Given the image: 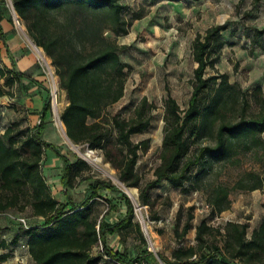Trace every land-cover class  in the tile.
Segmentation results:
<instances>
[{
  "label": "trees",
  "instance_id": "trees-1",
  "mask_svg": "<svg viewBox=\"0 0 264 264\" xmlns=\"http://www.w3.org/2000/svg\"><path fill=\"white\" fill-rule=\"evenodd\" d=\"M156 2L159 0H151ZM258 3L260 0H254ZM18 19L24 23L27 35L37 48L51 60L61 90L65 91L67 106L60 120L68 139L75 145L86 144L88 149H99L118 172V180L127 188H139L136 171L139 152H146L148 141L133 143L131 137L147 132L151 127V114L155 106L142 98L131 118L113 116L109 128L102 124L104 111L117 103L124 94L128 65L120 59L116 37L127 35L131 22L139 19L133 14L126 19V6L122 0H12ZM226 26H214L192 42L191 56L196 65L193 70L192 92L187 107L181 110L176 100L168 95L163 107V138L159 164L153 171L154 181L139 188V202L148 206L149 191L160 182L173 188H183L191 181H199L211 162L229 159L242 145L261 146L264 134V95L260 88L252 92L256 113L247 116L250 108L247 93L228 82L225 74L205 76L214 70L226 45L222 33ZM110 33L112 37L105 34ZM255 39L264 32L255 30ZM24 76L14 70L0 68V98L11 96V88ZM41 123L34 128H21L11 123L0 134V214L19 216L30 211L31 219H40L38 226L25 228L10 240L0 239V263L7 261L21 243L28 249L33 264H98L108 259L116 264H143L154 259L144 249L133 259L113 251L106 242L107 235L121 234L135 227L141 242H147L139 223H134V206L128 197L110 182L82 177L76 170L87 168L84 161L74 163L63 156L57 146L42 139L43 121L50 111V95L46 90ZM241 107L239 116L230 114ZM230 113V114H229ZM91 120V122H88ZM111 132H115L117 153L110 148ZM189 138H209L210 145H199L190 155ZM50 150L63 164L60 184L64 201L52 196L43 176L41 163ZM195 171V172H194ZM81 177L75 182L76 177ZM251 177V176H250ZM250 184L239 188L264 191V180L251 177ZM88 182L82 201L73 202L69 189ZM99 191L118 192L126 207L124 218L115 223L98 221L93 215V203L102 199ZM228 190L220 188L212 197V213L228 209ZM104 200V199H103ZM264 206V205H262ZM189 220L175 236L181 241L191 229ZM247 224L229 222L223 228L218 244L214 230L202 221L195 228V244L178 246L166 258L157 257L164 264H264V218L247 235ZM101 244L102 251L93 256L92 250Z\"/></svg>",
  "mask_w": 264,
  "mask_h": 264
},
{
  "label": "rangeland",
  "instance_id": "rangeland-1",
  "mask_svg": "<svg viewBox=\"0 0 264 264\" xmlns=\"http://www.w3.org/2000/svg\"><path fill=\"white\" fill-rule=\"evenodd\" d=\"M122 4L127 8L124 12L126 19L133 14L139 16V19L131 22L127 35L115 38L117 45L122 48L119 52L120 59L128 65V75L123 97L104 111L100 121L108 129V121L113 116L125 120L131 118L134 108L142 98H146L155 106L151 114L150 129L131 137L133 143L145 140L149 143L146 152H139L136 166L140 178L139 188H143L145 184L154 181L153 171L159 164L165 98L168 95L172 96L181 110L187 107L192 92L193 70L196 67L192 61L191 46L197 35H204L210 27L226 26V31L222 33L226 45L221 51L220 60L214 70H206L205 76L216 73L227 75L230 84H235L239 90L250 96V108L246 115L256 113L257 106L251 94L256 88H260L264 95V35L257 40L254 31L264 32V0L258 3L254 0H159L156 2L122 0ZM14 17L19 25L15 23ZM0 25L10 39L9 45L3 47L2 34H0V61L1 58L6 57V49L15 53L16 48H21L34 60L35 68L41 77L40 85L49 92L48 118L53 126L49 125L46 128L45 135L49 139L48 142L57 146L60 153L70 162L74 163L80 159L86 163L87 168L76 170L80 176L110 182L119 191L126 193L134 206L133 222L144 227L143 236L147 244L141 242L136 228L131 227L121 234L107 235L106 242L109 248L126 254L128 259L135 258L140 251L147 249L153 253L154 259L149 258L143 264H164L157 254L170 258L178 246L194 245L195 228L202 221L213 228L218 244H221L222 239L216 231L223 234V228L229 222L247 224L248 236L258 227L264 218V206H262L264 191L244 190L239 188V184H250L253 176L264 180V145H251L249 150L242 145L238 146L229 159L211 162L207 172L199 181H191L183 188H173L167 182H160L149 191L148 206H143L139 202V188H128L135 191V199L140 206L138 212L133 200L123 189L125 186L115 182L114 178L118 180V172L107 162L104 152L99 149L90 150L86 144L75 145L71 141L70 144L65 136L64 125L62 124L60 128L56 124L57 120L52 110L53 101L57 104L60 120V115L68 104L66 93L59 86V79L51 60L38 48L47 59L53 78L56 80L57 91L53 94L49 71L42 66L39 57L27 41V38L30 41L31 39L27 35L24 23L14 12L12 0H0ZM105 35L112 37L110 33ZM44 95H46L45 91ZM240 112L241 107H238L235 112L229 113V116L234 119L240 115ZM115 136V132H111L110 148L117 153ZM260 140L264 144V134L260 136ZM188 143L189 154L192 155L199 145H210L213 141L209 138L202 141L189 138ZM73 146L80 153L75 151ZM87 151L93 152L90 155L92 159L89 157L88 160L83 156ZM52 154L50 150L45 152L41 169L52 196L58 202H63V190L60 185L63 164L61 160L54 159ZM95 157L98 162H95ZM80 176L75 178V182L80 180ZM88 184V182L82 183L68 190L73 202L78 203L83 200ZM220 188L228 190V209L213 214L211 199ZM99 195L102 199H96L92 208L93 215L98 221L115 223L124 218L126 207L118 192L99 191ZM10 215L13 216L14 212L11 211ZM190 216L191 229L179 241L175 236V230L180 233ZM19 217L23 218L28 226H38L39 222H43L31 219L29 210L19 214ZM19 231L20 227L16 221L7 216H0V239L10 240ZM101 251L102 247L99 244L92 250V254L96 256ZM3 264H33V262L27 255L25 245L21 244L15 254ZM98 264L116 263L103 259Z\"/></svg>",
  "mask_w": 264,
  "mask_h": 264
},
{
  "label": "crops",
  "instance_id": "crops-1",
  "mask_svg": "<svg viewBox=\"0 0 264 264\" xmlns=\"http://www.w3.org/2000/svg\"><path fill=\"white\" fill-rule=\"evenodd\" d=\"M0 34H2L3 47L6 45L8 46L10 39L9 36L5 34L1 25ZM16 49L15 53L8 52V49H6V57L1 58L0 61V68L14 70L24 76L20 82L15 83V85L11 88V96H3L0 98V134H3L6 128L14 122H19L21 124V128H34L37 120L40 119L43 113L45 100L47 98L45 88L40 85L41 77L35 68L34 60L23 52L21 48ZM2 83L3 80L0 79V84ZM44 91L46 95H44ZM48 113L49 112H47L44 117L42 132V139L46 142L49 140L45 135L46 128L49 127V125H52L49 121ZM51 156H54V159L59 160L54 154ZM34 220L39 221L40 219ZM25 248L27 249L26 246ZM16 250L17 248L14 250L13 254H15ZM1 254L2 251H0V255ZM27 255L29 256L28 249Z\"/></svg>",
  "mask_w": 264,
  "mask_h": 264
},
{
  "label": "bare ground",
  "instance_id": "bare-ground-1",
  "mask_svg": "<svg viewBox=\"0 0 264 264\" xmlns=\"http://www.w3.org/2000/svg\"><path fill=\"white\" fill-rule=\"evenodd\" d=\"M22 29V28H21ZM27 41L29 42V44H30V46L32 47V49L34 50V52L36 53V55L40 58V59H43L47 64H48V61H47V59L45 58V56L42 54V52L40 51V49H38V48H35V46L33 45V43L27 38ZM49 75L51 76V73L49 72ZM51 80H52V83H53V94H55L56 93V91H57V86H56V80L51 76ZM53 107H52V110H53V114H54V116L56 117V120H57V125H58V127H60V128H62V123L60 122V120H59V117H58V107H57V104H56V102L55 101H53V105H52ZM67 140V139H66ZM70 144H71V142L69 141V140H67ZM73 149L75 150V151H77V152H79V150L75 147V146H73ZM80 153V152H79ZM93 154V152H91V151H87V153L85 154L84 153V155L83 156H85L86 158H88V160H89V157H90V155H92ZM98 157V156H97ZM91 158V157H90ZM92 159V158H91ZM95 160H96V157H95ZM95 162H98L97 160L95 161ZM99 167V166H98ZM104 170V169H103ZM113 176V175H112ZM114 180H115V182L116 183H118L120 186H121V184H120V182L117 180V179H115L114 178ZM123 187V186H122ZM123 189L125 190V192H127L128 193V195L130 196V198L133 200V202H134V204L136 205V209H137V211L138 212H140V206L138 205V203L136 202V199H135V191L134 190H132V189H128V188H125V187H123Z\"/></svg>",
  "mask_w": 264,
  "mask_h": 264
},
{
  "label": "built area",
  "instance_id": "built-area-1",
  "mask_svg": "<svg viewBox=\"0 0 264 264\" xmlns=\"http://www.w3.org/2000/svg\"><path fill=\"white\" fill-rule=\"evenodd\" d=\"M13 19H14L15 23H16L17 25H19V23H18V21L16 20V18L14 17ZM38 59H39V61L41 62L42 66H44V67H45V68L51 73V76L53 77L49 63L47 64L43 59H40V58H38ZM60 122H61V121H60ZM40 123H41V120L38 119L34 127H37ZM61 123H62V122H61ZM0 216H7V217H9L10 219H13L14 221H16L17 224H20V225H22V226L25 227V228L27 227V223H26V221H25L23 218H20L19 216H12V215H10V214H0Z\"/></svg>",
  "mask_w": 264,
  "mask_h": 264
},
{
  "label": "water",
  "instance_id": "water-1",
  "mask_svg": "<svg viewBox=\"0 0 264 264\" xmlns=\"http://www.w3.org/2000/svg\"><path fill=\"white\" fill-rule=\"evenodd\" d=\"M33 45L35 46V44H33ZM35 48H37V47L35 46ZM65 136H66V134H65ZM66 138L68 139L67 136H66ZM68 140H69V139H68ZM69 141H70V140H69ZM120 184L123 185L121 182H120ZM125 194H126V193H125ZM126 195H127V194H126ZM141 230H142V232H143V231H144V227L141 226Z\"/></svg>",
  "mask_w": 264,
  "mask_h": 264
}]
</instances>
